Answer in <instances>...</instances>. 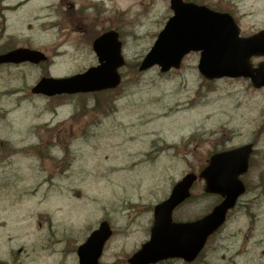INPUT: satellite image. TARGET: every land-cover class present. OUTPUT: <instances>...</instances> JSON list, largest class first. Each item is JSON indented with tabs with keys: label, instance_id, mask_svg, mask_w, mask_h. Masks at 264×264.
Wrapping results in <instances>:
<instances>
[{
	"label": "rangeland",
	"instance_id": "374dc122",
	"mask_svg": "<svg viewBox=\"0 0 264 264\" xmlns=\"http://www.w3.org/2000/svg\"><path fill=\"white\" fill-rule=\"evenodd\" d=\"M201 1L230 11L241 37L264 29V0ZM67 10L78 28L65 21ZM165 15L169 0H0V48L29 47L50 59L0 67V264H76L77 247L102 221L113 236L100 262L127 264L149 238L152 207L197 173L225 134L223 148L255 144L247 192L196 264H264V88L207 82L194 54L166 75L139 73ZM110 28L122 34L125 60L114 114L93 111L88 96L31 95L42 77L95 67L91 41ZM218 201L198 181L173 218L194 220Z\"/></svg>",
	"mask_w": 264,
	"mask_h": 264
},
{
	"label": "water",
	"instance_id": "95a60500",
	"mask_svg": "<svg viewBox=\"0 0 264 264\" xmlns=\"http://www.w3.org/2000/svg\"><path fill=\"white\" fill-rule=\"evenodd\" d=\"M171 10L174 16L143 59L140 72L158 66L161 73H167L179 69L185 55L200 52L198 71L205 79L247 78L253 87H264V62L256 68L250 64L252 57H264V30L252 37L240 38L239 28L228 14L185 4L181 0H172ZM117 38L115 33L109 32L93 43L98 67L70 78H43L31 93L54 97L115 89L120 83L117 70L124 64ZM45 60L42 53L27 49L0 55V65H37ZM251 151L252 147L248 145L212 157L199 178L205 181L206 193L219 195L223 200L196 222H172V212L188 199L196 177L188 174L175 184L170 196L154 209L149 241L128 260V264H156L168 259L193 261L208 237L224 224L227 212L244 193V186L238 178L247 172ZM110 236L108 223H101L77 249L78 264H100L103 247Z\"/></svg>",
	"mask_w": 264,
	"mask_h": 264
},
{
	"label": "flooded vegetation",
	"instance_id": "af4514ba",
	"mask_svg": "<svg viewBox=\"0 0 264 264\" xmlns=\"http://www.w3.org/2000/svg\"><path fill=\"white\" fill-rule=\"evenodd\" d=\"M185 1V0H184ZM187 2V1H186ZM73 5L72 4H69V8L70 9H73ZM14 8H16V6L14 7ZM4 10V9H3ZM5 10H7V11H10V10H12V8H5ZM73 11V10H72ZM71 10H67V11H65L64 13L65 14H63L64 16H65V21L66 22H68V23H71V24H73V23H75L74 25H76L75 26V28H78V25L80 26V23H82V22H80V21H76V22H74V20H75V16L77 15V13H73ZM171 17V15L170 16H166L165 15V17L162 19L163 21H162V27L161 28H163L165 25H166V23H167V21H168V19ZM96 19V18H95ZM99 20V19H98ZM86 26H88V25H86ZM82 27V26H81ZM89 27V26H88ZM88 29V28H87ZM87 29H84V30H81V29H77L76 31L77 32H79L80 33V35L81 36H83V33L84 32H86L87 31ZM109 30H113V29H109ZM101 31H103V30H101ZM118 32V31H117ZM118 34H119V39H120V41L122 42V40H121V38H122V34L120 33V32H118ZM122 44H123V42H122ZM13 49V48H12ZM12 49H10V48H7V49H5L4 47H2V48H0V52H2V53H5V52H8V51H10V50H12ZM194 55H196V54H194ZM11 66V65H10ZM89 96H91V97H93L92 98V105L90 106L91 108H92V110H95V111H105V112H110V107H112V106H114L115 105V102H116V98H111V96H113V94H109V93H98V94H90ZM81 117H83V112H82V114H80V118ZM80 128H82V127H80ZM222 138V141L223 140H225V139H228V134H225V136H221ZM222 141H218V143H219V150H217V151H212L210 154H209V156L206 158V160H205V164L207 165L208 163H209V161H210V159H211V157L214 155V154H216V153H220V152H224V151H228V150H232V149H234V148H236V147H238V146H231V147H226V148H223V145H222ZM251 144H253L254 145V143H251ZM217 145V143L215 144V145H213L214 147ZM222 147V148H221ZM245 178H246V175H243L242 177H241V181L245 184V186L246 187H248V184H246L245 183ZM181 263V264H183L182 262H180V261H177V260H170V261H166V262H161V263H159V264H174V263ZM197 263V261H194V262H192V263H190V264H196ZM185 264V263H184Z\"/></svg>",
	"mask_w": 264,
	"mask_h": 264
}]
</instances>
